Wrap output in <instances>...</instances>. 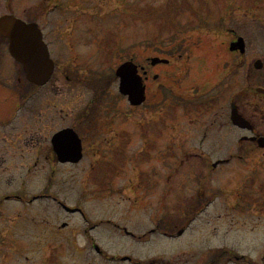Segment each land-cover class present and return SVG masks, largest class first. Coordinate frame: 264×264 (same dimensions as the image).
Segmentation results:
<instances>
[{"label":"flooded vegetation","instance_id":"1","mask_svg":"<svg viewBox=\"0 0 264 264\" xmlns=\"http://www.w3.org/2000/svg\"><path fill=\"white\" fill-rule=\"evenodd\" d=\"M100 1L0 0V18L10 15L37 25L54 66L46 83L32 82L23 62L10 50L11 37L0 33V172L10 175L12 168L19 172L17 161L25 166L20 173L25 169L34 173L32 166L38 164V170L45 171L36 192H25L21 182L22 190L17 186L0 193V264H142L139 244L147 235L141 232L143 222L151 225V233L170 230L180 236L188 228L184 220L206 210L222 190L228 192L221 205L228 213L224 217L240 221L236 212L245 211L246 222H264V190L258 201L250 200V191L257 188L248 186L251 174L262 166L264 173V91L257 89L264 87V29L258 31L262 44L251 48L243 36V49L232 44L240 34L226 29L221 48L213 57L197 60L195 67L189 64L191 56L183 52L184 46L172 43L170 37L167 65L177 66L164 76L153 73L151 82L148 59L135 57L147 96L132 106L140 118L130 130L120 105L125 95H118V100L111 96L117 77L112 72L102 76L98 81L108 83L105 92L95 91V78L87 67L79 66L78 35L89 27L77 29L76 22L102 8ZM190 74L196 78L185 89L179 81ZM79 97L89 99L80 108ZM177 104H193L198 122H175ZM144 109L150 114L141 113ZM234 112L248 125L234 123ZM63 129H67L66 144H72L69 129L80 138L82 156L77 161H62L55 149L53 136ZM134 138L139 145L131 150ZM150 142L159 158L138 155L141 144ZM85 158L89 161L81 171L67 170ZM185 162L191 166L183 175ZM112 163L117 171L110 176L107 167ZM179 169L184 177L174 182ZM224 173L234 183L227 177L221 184L219 176ZM118 175L119 180L128 176L127 182L115 184ZM173 182L190 190L192 206L185 203L187 197L169 201ZM152 195L156 203L150 202ZM239 196L245 201L237 200ZM143 212L150 216L142 217ZM215 251L214 257L221 259L232 248L218 245ZM182 253L180 248L176 251ZM179 256L170 263L183 264ZM260 258L264 264V243Z\"/></svg>","mask_w":264,"mask_h":264},{"label":"rangeland","instance_id":"2","mask_svg":"<svg viewBox=\"0 0 264 264\" xmlns=\"http://www.w3.org/2000/svg\"><path fill=\"white\" fill-rule=\"evenodd\" d=\"M100 3L103 7L95 9L92 16L87 18V16L83 14L76 22L77 29L83 26L89 27V31L82 32L78 35L76 46L79 54L78 59H80L79 66L87 67L88 73L90 72L91 75L98 71L106 74L110 73L112 69H115V65L119 59L127 57V51L133 49H135L136 57L141 59L143 54L149 56H166L165 52L167 51V47L165 46L168 43L167 39L170 37H173L172 43L184 46L185 50H183V52L191 56L189 61L191 67L196 66L197 60L214 56L216 49L221 48L220 44L223 43V40L227 39V34H225L226 29H229V32H232L231 29H234L239 34H243L251 48L253 46L257 47L259 44H262L263 41L261 40L262 36H258V31L259 33H263L264 29V0H101ZM118 4L121 5L118 7ZM105 7L108 8L107 12H109V14L102 11ZM91 27L98 28L92 30ZM215 27L221 29V31H219L220 34H215L213 31L209 32L211 30H216ZM201 28H204V30L202 31ZM98 32L100 34L96 37L94 34ZM90 36L93 37L92 40L89 39ZM187 62L188 61H185V63ZM173 66L177 65L173 64L170 66L164 64L155 66L152 69L149 81L151 82V77L154 72L164 76L167 74L168 69ZM149 67L152 68V66ZM195 78V76L190 74L186 76L184 80L181 78L179 83L184 84L186 89ZM240 82L239 80L238 85H240ZM150 89L152 90L151 86ZM223 89L227 91L224 86ZM85 92H88L87 96L90 99L92 95L91 91L87 90ZM111 92V96L118 100V80L112 84ZM188 96H190V94ZM85 97L78 98L79 108L88 102L89 99L86 100ZM175 100H177V98H175ZM180 101L183 102L181 99ZM120 105L124 108L123 112L125 111L124 114L122 113V118L124 117V122L127 124L126 127L131 130L133 128V123L140 118L137 119L139 113L130 106L127 98L122 99ZM175 106V122H198L195 119V116L198 114V109L196 110L193 104H184V107L178 104ZM141 113L150 114L147 109L142 110ZM189 139L192 140L193 136L191 135ZM152 144L151 142L147 146L141 144L142 150L138 155L141 157L159 158V156L156 155L158 151ZM138 145V140L134 138L130 149L133 150ZM88 161V158H85L82 162L72 165V169L68 166L67 170L81 171L84 164L88 163ZM17 162L20 165L17 168L19 172L14 168H12V173L10 175L9 173L0 172V187L2 186L0 193H3V189L9 192L13 191L17 186L20 188L19 190H22L20 185L21 182L25 192H36L37 188L41 187V177H43L45 171L43 169L41 171L38 170L40 166L38 164L32 166L33 168L31 171H34V173H28L26 169L23 173H20L22 167L25 166H23L24 164L21 161ZM114 165L115 163H112L111 166L107 167L110 176L117 171ZM182 165L184 167L183 170H185L183 175H185L191 163L185 162ZM235 166L237 169L240 164L236 163ZM166 168H169V164ZM166 168H164V170ZM262 169L263 166L250 176L251 180L248 186L257 188H253L250 191V200L256 199L258 201L257 197H262V192L264 190V173ZM8 175L9 177L7 178L6 176ZM183 175L179 169L174 178V182L181 180L182 177H184ZM219 177V182H221V184L227 177L230 182L234 183L235 181L234 178L231 179V176L225 173L221 174ZM118 178L119 175L115 178L114 183L119 186L128 180V176L120 178V180ZM191 181L197 183L196 180H190L188 182ZM180 183L181 182L173 184V189L168 195L169 201L176 202L187 197L185 203H189L190 205L188 207H190L194 203L192 199L190 200V190L181 189ZM209 183H211V179ZM131 194L133 195V193ZM183 194L185 196H183ZM208 194L211 195L210 193ZM219 194L223 199L228 198V192L226 190H222ZM208 198L209 196H207L205 200ZM222 198L217 197L202 213L195 211L193 215L191 214V217L201 215L199 217L197 216L198 218L192 224H189V220H184L185 222H183V224L187 223L189 229L187 228L188 230L176 239H171L173 238L172 236L165 237L162 231L159 230L151 233L148 229L151 225L143 222L141 232L142 235L144 232L147 233V235L144 234L146 236H143L139 244L142 264H171V261H175V257L173 256H176V251L179 248L184 251H191L193 254L197 255L202 249L208 250L211 246L215 245H223L227 248H232L234 252L239 254L244 253L253 258H258L264 243V222L259 221L258 223H253L250 220V223L249 221H247V223H240L239 221L230 219L228 216L224 217V214L228 213L227 210H224L221 206L224 204ZM149 200L150 202L156 203L155 195H152ZM237 200L244 202L245 197L239 196ZM14 202H17L16 204L19 206L23 205L20 200ZM6 203L11 204L12 202L11 200H7ZM34 203L36 204L38 201ZM197 204L200 205L201 202L199 201ZM21 212L25 213L24 211ZM236 213L243 215L244 219L246 218L245 211H237ZM253 214H255V212L248 211V215ZM148 216H150L149 213H142V217L148 218ZM181 224L182 222L180 221L178 228ZM168 232L171 234L172 231L168 230ZM185 254L186 253L181 256L183 264H199L202 261L204 262L203 264H220L219 261H225V258H221L214 262L213 257L205 258V253L204 255L201 253V256L197 260L190 261L184 256ZM154 257L159 258L155 259ZM253 258H251V260ZM243 261H245V258L234 256L232 264H239V262ZM256 264L262 263L257 262Z\"/></svg>","mask_w":264,"mask_h":264},{"label":"water","instance_id":"3","mask_svg":"<svg viewBox=\"0 0 264 264\" xmlns=\"http://www.w3.org/2000/svg\"><path fill=\"white\" fill-rule=\"evenodd\" d=\"M35 28H37L35 24L20 20L14 21L9 16L0 18V33L10 35L12 54L24 62L29 78L36 83H41L51 74L53 62L49 58L45 43L41 40L40 32ZM233 44L243 48L241 37ZM41 61L44 64H41ZM158 61H167V59L158 56L152 57L153 63ZM116 74L120 77V91L128 95L132 104L141 103L145 99V85L142 76L138 73L137 64L132 60H127L117 67ZM259 90H264V88H259ZM232 118L238 125H248L247 120L239 113L234 112ZM68 131L73 136L72 144H66L64 133L67 132V129H63L54 134V146L62 161H77L82 156L80 138L74 130L69 129Z\"/></svg>","mask_w":264,"mask_h":264}]
</instances>
